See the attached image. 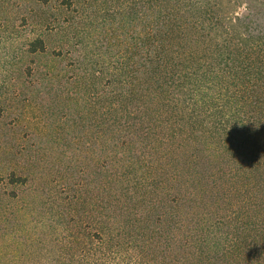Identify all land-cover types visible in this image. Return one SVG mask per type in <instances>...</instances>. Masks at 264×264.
<instances>
[{
    "label": "trees",
    "instance_id": "1",
    "mask_svg": "<svg viewBox=\"0 0 264 264\" xmlns=\"http://www.w3.org/2000/svg\"><path fill=\"white\" fill-rule=\"evenodd\" d=\"M62 2L26 21L0 97L39 130L37 150H4L0 264H264V0ZM45 141L62 232L36 243L14 232L42 198Z\"/></svg>",
    "mask_w": 264,
    "mask_h": 264
},
{
    "label": "rangeland",
    "instance_id": "2",
    "mask_svg": "<svg viewBox=\"0 0 264 264\" xmlns=\"http://www.w3.org/2000/svg\"><path fill=\"white\" fill-rule=\"evenodd\" d=\"M62 1L63 0H0V97L3 92L7 91L6 87L9 86V84H5L10 83L11 79H16L10 77L11 71L17 69L23 64L22 58H19V56L21 55L22 49L24 48L25 38L30 34L33 35V29L31 26L28 27V25H26V21L28 23L31 18L34 20H37L38 18V20L40 21L39 16H45L46 14L49 17L53 14L55 17L57 12L59 11L60 5L63 3ZM40 6H44L43 8L45 9H39ZM44 11H46V13ZM64 13L65 15L63 16V19L67 18V20L68 18H71V15H73L68 9H65ZM54 17H50L49 22H51ZM44 28L46 31H48L46 27ZM42 31L44 32L43 27L38 32L40 33ZM72 58L74 59L73 56H68L67 59L62 63H56L53 61L47 62L46 60H43L41 62V65L55 67L58 69H70ZM2 110L3 109H0V113ZM31 116L34 120L36 118V123H38L39 125L40 122L44 119V124H42V126L46 125L47 128H58L57 133H55V131H52V129L49 130L47 136L60 141L58 134H63V130L61 128L64 125L63 123H57L51 119H45L44 115L41 116L40 113L36 112L32 113ZM24 117L25 113L23 111L21 103H17V106L13 108V111H11L10 113H2V115L0 114L1 166H4L8 162H11L10 157L7 155V153H4V150L8 148L9 145H7V142H10V139L12 138H15L17 140L16 143H14L12 140L11 141L12 144H15L17 146V149L20 151L25 150L28 147H31L34 150L38 149L36 148L35 141H27L28 137L31 136V134L39 133V130L37 129L38 126L28 125L25 122ZM47 128L44 129L46 132L48 131ZM49 141L53 142V140ZM37 142L38 144H42L40 141ZM58 147L59 146L57 145V143L48 144L46 142V145H44L46 154L48 155L46 156V161L44 163L45 174L42 175L41 179H37L34 185V188L38 190L36 192L42 198H38L36 200L35 206L30 207L26 211L28 214L26 224H20L19 229L16 228L14 232L18 233V236H23L25 235L24 233L26 230H30L29 233L34 235L36 243H38V241L40 240H45L46 237L54 240L58 237L59 233L62 232L60 227L56 226L58 224V221L56 220L57 210L55 208H52V205H47L48 199H50V196H52L54 193L53 181L57 176L56 170H53L51 172L50 168H52L55 162H59L61 160L60 158L62 153L60 150L58 151ZM75 148H77V146L73 147L67 152H73L75 151ZM62 151L66 150L63 148ZM67 155L71 156V153H68ZM45 167L49 169L48 173ZM38 168H41V166L32 168L27 171L32 174V172H36ZM65 168L66 167L62 169ZM54 169H58V167L55 166ZM20 208L21 203L14 204L13 210L17 211ZM54 215L56 216L54 217ZM36 237L39 239L38 241Z\"/></svg>",
    "mask_w": 264,
    "mask_h": 264
}]
</instances>
